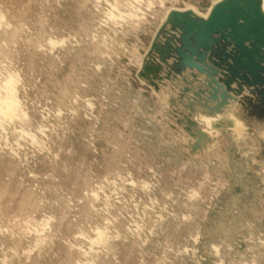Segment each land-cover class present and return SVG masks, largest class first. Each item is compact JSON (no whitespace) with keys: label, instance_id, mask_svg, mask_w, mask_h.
I'll use <instances>...</instances> for the list:
<instances>
[{"label":"rangeland","instance_id":"obj_1","mask_svg":"<svg viewBox=\"0 0 264 264\" xmlns=\"http://www.w3.org/2000/svg\"><path fill=\"white\" fill-rule=\"evenodd\" d=\"M218 1L0 0V264H264V131L191 156L137 78Z\"/></svg>","mask_w":264,"mask_h":264},{"label":"water","instance_id":"obj_2","mask_svg":"<svg viewBox=\"0 0 264 264\" xmlns=\"http://www.w3.org/2000/svg\"><path fill=\"white\" fill-rule=\"evenodd\" d=\"M137 78L169 105L165 122L187 138L189 155L215 142L212 124L231 115L248 133L264 131V2L219 0L207 17L171 10ZM210 133V134H209Z\"/></svg>","mask_w":264,"mask_h":264},{"label":"bare ground","instance_id":"obj_3","mask_svg":"<svg viewBox=\"0 0 264 264\" xmlns=\"http://www.w3.org/2000/svg\"><path fill=\"white\" fill-rule=\"evenodd\" d=\"M263 2H264V0H263ZM214 6V5H213ZM212 6V7H213ZM212 7L210 8V10L212 9ZM186 10H193L192 8H189V9H186ZM186 10H180V11H186ZM210 10H209V12H210ZM171 11V10H170ZM170 11H168V13H166L167 15L169 14V12ZM194 12H196L195 10H193ZM167 15H166V17H167ZM208 15V14H207ZM207 15H205V16H203V17H207ZM162 23V22H161ZM142 63V62H141ZM141 63H140V65H141ZM141 67V66H140ZM240 123V122H239ZM242 126L243 127V125L240 123V124H238V126ZM245 130V129H244Z\"/></svg>","mask_w":264,"mask_h":264},{"label":"crops","instance_id":"obj_4","mask_svg":"<svg viewBox=\"0 0 264 264\" xmlns=\"http://www.w3.org/2000/svg\"><path fill=\"white\" fill-rule=\"evenodd\" d=\"M230 118H232V117H230ZM233 119H235V120H237L238 122H240L242 125H244L240 120H238V119H236V118H233ZM245 126V125H244ZM246 127V126H245ZM258 131H260L259 129L257 130V132Z\"/></svg>","mask_w":264,"mask_h":264}]
</instances>
